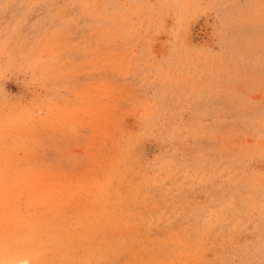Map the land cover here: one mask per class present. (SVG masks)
I'll use <instances>...</instances> for the list:
<instances>
[{
    "label": "rangeland",
    "instance_id": "obj_1",
    "mask_svg": "<svg viewBox=\"0 0 264 264\" xmlns=\"http://www.w3.org/2000/svg\"><path fill=\"white\" fill-rule=\"evenodd\" d=\"M0 264H264V0H0Z\"/></svg>",
    "mask_w": 264,
    "mask_h": 264
}]
</instances>
